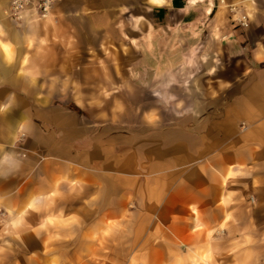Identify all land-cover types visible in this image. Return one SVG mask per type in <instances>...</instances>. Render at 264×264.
I'll list each match as a JSON object with an SVG mask.
<instances>
[{
  "label": "crops",
  "instance_id": "1",
  "mask_svg": "<svg viewBox=\"0 0 264 264\" xmlns=\"http://www.w3.org/2000/svg\"><path fill=\"white\" fill-rule=\"evenodd\" d=\"M223 1L62 0L50 43L110 39L128 55L113 77L91 62L74 79L55 46H38L30 26L45 20L9 31L0 0V208L19 248L45 245L68 215L80 246L139 216L135 245L159 247L150 263L264 264V0ZM109 101L110 114L84 107Z\"/></svg>",
  "mask_w": 264,
  "mask_h": 264
},
{
  "label": "rangeland",
  "instance_id": "2",
  "mask_svg": "<svg viewBox=\"0 0 264 264\" xmlns=\"http://www.w3.org/2000/svg\"><path fill=\"white\" fill-rule=\"evenodd\" d=\"M8 1L9 5L3 9V14L12 24L8 27L9 31L14 32L15 28L19 29V24L22 23L9 17L7 11L12 0ZM55 20L56 18L52 16L44 22L34 23L35 25H31L30 28L34 33L43 37L40 38L38 46H55V51L58 54L57 58H60L66 63L72 64L73 70L71 71V75L74 79L81 77L80 70L75 68L86 63L93 62L100 64L101 66H106L107 70L104 71V75H107V77H113L116 72L112 71L111 66H118V63L124 62L123 64H126L128 62L127 54L119 55L115 49L116 53H112L113 47L110 39L105 40L100 50H96L95 48L86 50L85 45L82 46L83 48L78 45L74 47L71 43L65 46L58 40L55 45H53L52 42L50 43L47 40V36L51 26L56 24ZM5 30L7 31V29ZM95 41L96 40L87 39L82 40V43H87L88 46H92ZM34 44L35 42L31 41L28 45L32 47ZM10 47L14 49L16 44H11ZM122 48L124 49L125 47ZM124 50L127 52V49ZM13 60H15V57ZM117 73L119 78L128 77L126 71L120 70ZM101 74V72H97L94 68L93 70H88L86 74H84V77L94 79ZM102 91L104 95H109L111 93V88H103ZM113 105L114 104L111 103V101L104 103H84V107L87 108L88 111L96 112L103 109L104 113L108 114H110ZM71 107L76 109L74 103L71 104ZM82 113L85 114V112ZM88 114V116H90V113ZM135 121L139 124L137 125V129L143 131L144 126L142 125V121L139 119ZM15 218L16 216L12 214H8V216H6L0 208V258H2L4 262L2 264H19V258H40V264H155L150 263V259L148 260V258H160L159 247L150 245L153 241L145 240V245H135L137 242H142V240L139 241V238L144 236V231L140 230L143 223H141V217L139 216L135 217V221H132V231H127L126 229V231H120L115 234V238L113 239L112 231L110 229H105L103 231L104 239L101 238L99 240L100 245L96 246L93 244L89 246H80V240L78 237L79 231H75L73 229L76 225H78V223H75V220H67V218H71V216L68 215L64 218L65 223L63 218L61 222H57L60 223L58 225L60 230L57 229L56 232L51 235L52 238L49 239L48 237L44 241L45 245H26L23 248H19V233L21 232L12 229L16 222ZM70 221L72 223H70ZM10 223L11 225H9ZM63 227H66L67 230L64 231ZM30 234L31 231L23 232V236H27L29 239ZM95 239L96 238H94L93 241L94 243ZM31 242V240L28 241V243ZM44 258H50V261ZM24 264L28 263L25 261Z\"/></svg>",
  "mask_w": 264,
  "mask_h": 264
},
{
  "label": "built area",
  "instance_id": "3",
  "mask_svg": "<svg viewBox=\"0 0 264 264\" xmlns=\"http://www.w3.org/2000/svg\"><path fill=\"white\" fill-rule=\"evenodd\" d=\"M62 0H12L8 8V15L17 22H24L29 15L40 20H47L54 16L56 6ZM221 3H224L221 0ZM231 14L235 16L233 19L241 27L249 26V16L247 14L238 13L239 8L234 5H226Z\"/></svg>",
  "mask_w": 264,
  "mask_h": 264
},
{
  "label": "bare ground",
  "instance_id": "4",
  "mask_svg": "<svg viewBox=\"0 0 264 264\" xmlns=\"http://www.w3.org/2000/svg\"><path fill=\"white\" fill-rule=\"evenodd\" d=\"M153 1H154L155 3H160V2H162V0H153ZM3 46H4V50L8 52V50H9V49H8V46H7L6 44H4ZM193 53H194V50H191V54H192V55H193ZM188 62H190V63L192 62V57H191V56L188 57Z\"/></svg>",
  "mask_w": 264,
  "mask_h": 264
},
{
  "label": "snow or ice",
  "instance_id": "5",
  "mask_svg": "<svg viewBox=\"0 0 264 264\" xmlns=\"http://www.w3.org/2000/svg\"><path fill=\"white\" fill-rule=\"evenodd\" d=\"M0 47H2V44H0Z\"/></svg>",
  "mask_w": 264,
  "mask_h": 264
}]
</instances>
